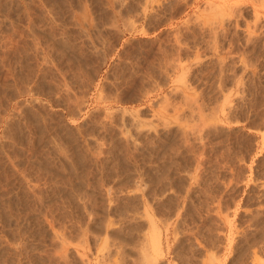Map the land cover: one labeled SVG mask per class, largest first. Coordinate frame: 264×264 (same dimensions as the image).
Returning a JSON list of instances; mask_svg holds the SVG:
<instances>
[{
  "label": "rangeland",
  "instance_id": "1",
  "mask_svg": "<svg viewBox=\"0 0 264 264\" xmlns=\"http://www.w3.org/2000/svg\"><path fill=\"white\" fill-rule=\"evenodd\" d=\"M0 264H264V0H0Z\"/></svg>",
  "mask_w": 264,
  "mask_h": 264
},
{
  "label": "bare ground",
  "instance_id": "2",
  "mask_svg": "<svg viewBox=\"0 0 264 264\" xmlns=\"http://www.w3.org/2000/svg\"><path fill=\"white\" fill-rule=\"evenodd\" d=\"M148 216V215H147ZM148 218V217H147ZM149 220V219H148ZM153 235H154V233H152ZM158 236V235H157ZM156 237V236H155ZM155 241V245H156V248L158 249V246H159V240H158V238H156V240H154ZM140 245V244H139ZM138 249H139V246H138ZM154 249V248H153ZM153 251V250H152ZM144 252V251H143ZM154 252V251H153ZM142 253V252H141ZM142 256V255H141ZM145 257V256H144ZM142 258V257H141Z\"/></svg>",
  "mask_w": 264,
  "mask_h": 264
}]
</instances>
